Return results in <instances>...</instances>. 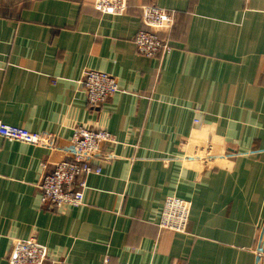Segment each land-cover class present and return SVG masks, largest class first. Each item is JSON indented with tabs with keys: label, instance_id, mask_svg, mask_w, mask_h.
Wrapping results in <instances>:
<instances>
[{
	"label": "crops",
	"instance_id": "1",
	"mask_svg": "<svg viewBox=\"0 0 264 264\" xmlns=\"http://www.w3.org/2000/svg\"><path fill=\"white\" fill-rule=\"evenodd\" d=\"M128 2L112 14L96 0L0 1V264L32 237L44 264H264V0ZM145 4L176 11L163 57L133 42ZM87 68L118 81L97 107ZM79 127L115 141L84 203L52 208L37 184ZM195 137L222 147V163L187 162ZM168 196L192 203L184 233L159 226Z\"/></svg>",
	"mask_w": 264,
	"mask_h": 264
},
{
	"label": "built area",
	"instance_id": "2",
	"mask_svg": "<svg viewBox=\"0 0 264 264\" xmlns=\"http://www.w3.org/2000/svg\"><path fill=\"white\" fill-rule=\"evenodd\" d=\"M95 7L103 13L122 14L129 7V2L96 0ZM141 20L143 27L133 40L137 52L146 57H163L169 54L172 49L170 34L176 21V11L156 4H145L141 6ZM80 83L91 107L101 105L120 90L114 75L98 69H85ZM195 123L201 124L199 119H196ZM114 141V134L107 129L77 128L70 140V158L54 163L53 169L43 174L37 184L42 194V202L58 209L81 206L87 187L86 176L101 172V166H95L94 162L101 154L103 145ZM225 154V150L211 137H195L189 140L184 156L191 165L210 170L222 163ZM110 156L111 153L106 152L105 157L109 159ZM191 208V201L168 196L159 223L160 228L186 232ZM48 258L47 247L33 237L15 240L7 255L8 264H44ZM105 259L108 261V257Z\"/></svg>",
	"mask_w": 264,
	"mask_h": 264
},
{
	"label": "trees",
	"instance_id": "3",
	"mask_svg": "<svg viewBox=\"0 0 264 264\" xmlns=\"http://www.w3.org/2000/svg\"><path fill=\"white\" fill-rule=\"evenodd\" d=\"M1 1V0H0Z\"/></svg>",
	"mask_w": 264,
	"mask_h": 264
}]
</instances>
